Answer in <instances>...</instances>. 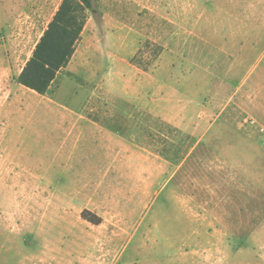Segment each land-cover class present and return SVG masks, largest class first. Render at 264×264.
Instances as JSON below:
<instances>
[{
  "label": "rangeland",
  "instance_id": "1",
  "mask_svg": "<svg viewBox=\"0 0 264 264\" xmlns=\"http://www.w3.org/2000/svg\"><path fill=\"white\" fill-rule=\"evenodd\" d=\"M60 1L0 0V264H264V0H99L39 94Z\"/></svg>",
  "mask_w": 264,
  "mask_h": 264
},
{
  "label": "trees",
  "instance_id": "2",
  "mask_svg": "<svg viewBox=\"0 0 264 264\" xmlns=\"http://www.w3.org/2000/svg\"><path fill=\"white\" fill-rule=\"evenodd\" d=\"M98 1H60L17 77L21 85L39 94L47 92L58 73L72 59L87 21V11L94 10ZM162 49L161 45L147 39L141 43L131 62L147 70ZM81 216L92 224H99L102 220L88 209H84Z\"/></svg>",
  "mask_w": 264,
  "mask_h": 264
},
{
  "label": "crops",
  "instance_id": "3",
  "mask_svg": "<svg viewBox=\"0 0 264 264\" xmlns=\"http://www.w3.org/2000/svg\"><path fill=\"white\" fill-rule=\"evenodd\" d=\"M69 64L70 62L62 70L69 68ZM68 109L70 110L69 113H70V149H71V147L83 145L85 141L89 140V134H88L89 124L88 122L85 121L87 120V118L82 109L80 110L71 106Z\"/></svg>",
  "mask_w": 264,
  "mask_h": 264
}]
</instances>
